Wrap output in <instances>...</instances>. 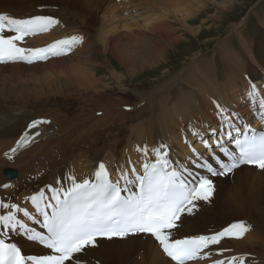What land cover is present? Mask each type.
<instances>
[{
    "label": "bare ground",
    "instance_id": "1",
    "mask_svg": "<svg viewBox=\"0 0 264 264\" xmlns=\"http://www.w3.org/2000/svg\"><path fill=\"white\" fill-rule=\"evenodd\" d=\"M37 1L39 0H16L17 5L6 2V4L13 6L0 4V14H7L18 19L33 15H51L34 9L43 3L54 2L55 0ZM100 1L59 0L58 2H71L77 6L80 4L86 12L99 13L100 19H102L99 25L108 27L107 35H112L118 30L115 37L109 35V41H114V46L120 42L121 30L124 27L128 32L131 31V28L140 26L155 31L160 39L155 40L150 51L164 62L167 61V51L184 39L181 36L182 32L178 33L179 31L171 28L175 21L190 34H197L200 27L203 26L202 24L210 22L199 18V25L194 26L193 20L197 18L199 11L193 15L192 6L197 7L199 5L200 11H204L210 6L208 1H212L217 4L218 9L215 10V14L211 13V19L219 20L220 16L217 13H226L236 2V0H154V4L168 7L165 8L166 11L163 9L161 14H158L154 10L147 9L149 14L146 12L148 15H143L142 19H138L142 17L141 14H134L132 17L130 16L132 18L130 21H126V19H120L123 18L124 14L121 17L118 14L119 17H117L116 11L132 5L134 0H102V4ZM145 1L151 4L150 0ZM151 13H156V17L152 18ZM164 13L166 15L171 14L174 19L169 21L164 19L158 24L157 20L166 16ZM63 22L62 19L59 20V24L54 26L51 31L30 37L25 40L23 45L38 48L42 44L46 46L57 37H64V34L54 35V31L64 32L61 28ZM259 22L260 26L264 27V18ZM237 24L236 22L230 24V28L238 32ZM129 34H132V31ZM241 42V45L245 46L244 49L247 48L249 43L243 36ZM226 57L231 61V64L226 62L225 64L231 70L232 76L223 82L216 73H213V67L196 64L195 71H191L193 74L188 76L185 74L186 84L191 87L190 94L181 93L178 99L173 100L174 94L172 95L167 90L166 96L158 103H154V98L149 97L139 104L133 105L135 108L137 107L136 109L127 108V104L112 105L96 111V114L102 113L96 117L93 112L86 115L88 117L83 116L84 122L82 124V120H71L67 125H64V120L61 118L55 122L54 119H51L54 116H46L44 110L41 109L44 105L42 104L44 101L41 99L44 98L45 94L31 93L30 90L35 88L29 90L24 87L15 89L14 85L8 88L4 86V83H1L3 87L0 88V201L17 204L35 214L29 198L37 195L41 190L45 192V195H52L49 186L65 189L72 185L73 180L71 178H74L75 182L84 180L86 176L92 175L98 170L100 163L105 164L113 172L115 180L119 179L122 172H127L129 178H132L131 169L133 167L140 174L142 165L149 158L156 159L153 149L160 145H166V149L162 151L168 152V159L172 162L173 167L178 170L188 169L191 173L192 171L203 173V178L211 179L214 185L213 194L208 201H196L197 207L193 209L192 214L185 213L181 217L179 227L173 230V238L194 237L206 233L210 235L223 230L235 221H243L249 226V231L242 238L222 240L220 242L223 247L222 254H220L221 250L217 252L219 244L211 246L210 256L199 259L197 263L213 264L216 260L227 261L232 257H240L243 258L244 264H255L256 258H259L264 264V170L256 166H240L224 175L213 176L198 167L202 157L195 155L192 151L195 149L196 153L199 154L203 151L200 137L205 133H211L208 128L216 129L218 132L221 130L232 131L227 123L222 124L225 117L232 120V124L238 126L242 121H246L244 118H248L249 115H256L258 112V105L255 106L257 103L253 102L247 94L251 85L254 84L258 93L257 99H262V93H264V55L259 59V62H255L250 67H243L245 64L239 60V56L233 51H227ZM53 61L52 63L56 62ZM145 63L151 65L144 66ZM152 64L151 60L144 57L139 72L148 65L153 67L159 63ZM256 64L260 66L257 67ZM1 66L8 68L9 73H11L19 69L20 65L13 63L0 64ZM79 69L84 68L81 69L80 67ZM183 71L185 70L182 69L181 72ZM78 74L79 96L83 97L84 95L85 97L92 94V91L85 90L90 89V87L83 85V83L87 81L91 87L98 84L99 81L95 74L83 72ZM113 75L117 78L116 82L121 81V75ZM179 81L182 82L185 79L180 78V75H175L171 80L163 83V88L160 90ZM55 92L61 95L65 94L64 90L56 89ZM82 97L79 98L82 101L85 100ZM142 104L147 111L143 122L130 125L128 131L121 132L118 130L116 125L124 122L126 117L134 119L135 115L141 112L138 107ZM217 105L220 108H217ZM67 107L68 105L65 108L67 109ZM81 109L85 110L86 108L81 106ZM96 109L99 110L97 107ZM221 109L224 111L222 112ZM155 112L158 118L154 116ZM34 120H44L48 123L41 124L38 129H29L28 125ZM79 122L80 124L77 126L75 123ZM257 125V123L253 124L254 127ZM133 129H137L136 135L132 133ZM37 130L40 135L35 136L31 143L20 147L15 153L9 152L10 147L15 145L12 144L13 142L20 141L26 132L29 133L31 139ZM76 133L79 135L76 136ZM212 137L210 135L211 139ZM181 140H183L182 143ZM190 143H194V146L191 147ZM145 147L148 149L147 156L142 151ZM138 148L141 151H137L135 154L131 153L132 149L137 150ZM5 153L11 155L12 158L8 159ZM186 157H191L187 165L185 164ZM10 169L15 171L13 176L6 174ZM4 184L9 185V187L3 188L2 185ZM212 201L217 205L218 213L223 218H228L225 222L221 216H209L207 208ZM1 210L6 211L2 208ZM17 215L19 219L27 220L22 216V213ZM228 241H232L230 244L234 247L233 250L227 251L226 248L231 247L223 246ZM20 243L23 248L35 253L43 250L29 241L21 240ZM253 247L259 248L260 253L250 252ZM28 250H25V253H30ZM207 251L209 252V249ZM252 254L254 255L253 258L250 257ZM76 255L78 259L70 262V264H174L163 253L158 242L151 235L146 234L129 235L125 238H101L97 240L95 247L86 248L82 253Z\"/></svg>",
    "mask_w": 264,
    "mask_h": 264
},
{
    "label": "snow or ice",
    "instance_id": "2",
    "mask_svg": "<svg viewBox=\"0 0 264 264\" xmlns=\"http://www.w3.org/2000/svg\"><path fill=\"white\" fill-rule=\"evenodd\" d=\"M57 24L59 21L51 16L37 15L18 19L0 14V63H33L51 56L66 55L74 44L82 42V37L71 36L41 48L21 46L26 37L48 32ZM247 95L257 103L259 118L264 121V99H257L258 93L254 84ZM217 108L220 106L217 105ZM45 123L48 121L34 120L28 128L38 129ZM223 123H227L232 131H210L213 137L226 135L229 141L234 142L235 151L226 148L222 139L215 140L216 147L229 162L224 163L213 152L211 158L220 165L221 171L217 172L207 159L198 166L207 168L213 176L229 173L240 164L254 165L264 170V131L256 133L245 124L241 132L227 117ZM249 131L252 132L251 135ZM233 132L237 135L234 136ZM38 135L40 133L37 130L30 139L26 132L10 151L15 153ZM202 143L206 149H212L208 140L204 139ZM166 147L160 145L153 149L155 162L144 163L142 174H138L133 167L132 178H129L127 172H122L114 182L110 179L105 164L100 163L95 172V182L84 180L77 183L71 178L73 182L69 188L49 186L52 195L46 203L45 192L41 190L29 198L35 214L17 204L0 201V208L6 210L4 214H0V264H70L78 259L76 254L82 253L86 248L95 247L98 238H125L139 233L150 234L174 264H188L190 261L208 258L210 253L205 250L220 244L224 238H242L249 231V226L243 221L210 235L173 238V230L179 227L181 217L185 213L192 214L197 207L196 201H208L213 194L214 185L206 177L188 180L185 172L188 176L193 174L188 169L178 170L173 167L168 159V152L162 151ZM137 151L141 149L138 148ZM142 151L145 156L148 155L147 147ZM192 151L195 155H200L195 149ZM5 155L8 159L12 158L8 153ZM121 180L124 181L123 186ZM2 187L7 189L9 185L4 184ZM133 188L137 190L133 191ZM21 213L27 220L40 223L45 231L29 228L18 218L17 214ZM13 232L27 235L28 239L44 245L54 254L25 256L15 243L6 242L4 237H10ZM237 261L244 264L240 257H232L227 261L216 260L213 264H237Z\"/></svg>",
    "mask_w": 264,
    "mask_h": 264
},
{
    "label": "rangeland",
    "instance_id": "3",
    "mask_svg": "<svg viewBox=\"0 0 264 264\" xmlns=\"http://www.w3.org/2000/svg\"><path fill=\"white\" fill-rule=\"evenodd\" d=\"M4 1L0 0L2 6H13L6 4V2L11 4L15 3L14 5H17L16 0ZM41 1L45 2V0H39L37 2ZM58 1L59 0L43 3L34 10L47 12V14H51V17H55V19L58 18V21L61 19L64 21L61 26L64 32L58 33L54 31L55 36L64 34L65 37L68 36V34L81 33L83 35L82 42H80L79 46L67 56L50 58L45 62H37L30 65L18 63L20 66L15 72L9 73L8 68L1 66L0 88L3 87L1 83H4V86L8 88L13 85L15 89L24 87L29 90L30 88H35L31 89L30 92L45 94L44 98L41 99L44 101L42 103L44 105H42L41 109L44 110L46 116H54L51 117V119H54L55 122H58V119L61 118L64 120V125H67L71 120H82L83 116L91 112L95 114V117L98 116V114L101 115L102 113L96 114V111L111 107L112 105L127 104V108L136 109L137 107L135 108L133 105L139 104L142 100L149 97H153L154 103H158L166 96L167 90H169L172 95L174 94L173 100L178 99L181 93L187 92L190 94L191 87L186 84V75L193 74L192 72L195 71L196 64H205L211 68L213 67V73H216L218 78L223 82L226 78L232 76L231 70L228 65L225 64V62L231 64V61L226 57L227 51L235 52V54L239 56V60L245 64L243 67L254 65L255 62H259V59L264 55V27L260 26L259 22L264 18V0H236L232 8H229L226 13H217V15L220 16L219 20L211 19V13L215 14V10L218 9L217 4L212 1H208L210 6L204 11H200L199 5L197 7L192 6L193 15L199 11L196 16L197 18L193 20L194 26L199 25V18L209 20L210 22L208 24H202L203 26L200 27L197 34H190L186 32L184 27L175 21L173 23L174 26L171 28L176 29L177 32L179 31L178 33L182 32L181 36L184 39L167 51V61L165 62L159 60L150 51V47L153 46L152 44H155V40L157 41L160 39L155 31L153 32L151 29L140 26L131 28L132 34H129L131 31L128 32L124 27L121 30L120 42L117 46H114V41H109V35L111 34L107 35L108 27L105 28L99 25L102 21L99 13L86 12L85 9L81 8L80 4L77 6L71 4V2L66 3ZM150 1L152 5L145 0H134L132 5L117 10V17H119L118 14L120 17L124 14L123 18L120 19L130 21L132 15L141 14L142 17L138 19H142L149 14L147 11L150 9L161 14L163 9L165 10V8H168L163 5L159 6L154 4V0ZM101 2L102 0L100 3ZM146 12L148 14H146ZM156 13H151V15H153L152 18L157 15ZM164 19L169 21L173 20L174 17H172L171 14H167L165 17L158 19L157 23L160 24ZM235 22L238 23V32L230 28V24ZM117 31L118 30L113 32L111 37H115ZM242 36L249 43L245 49V46L241 45ZM41 47H45V44H42L38 48ZM144 57L151 60L153 64L156 62L159 64L149 67L151 64L145 63L144 66L147 64L150 65L139 72ZM53 60L56 62L52 63L54 62ZM255 66H257V64ZM80 67L84 69L80 70ZM182 69L185 70L183 71L184 73L181 72ZM221 70H223L222 75L219 74ZM226 70H229L230 73H226ZM82 72L95 74L99 81L98 84L92 87L87 81L83 83V85L90 87V89L85 90L92 91V94L85 97L84 95L83 97L79 96L78 92V73ZM113 74L121 75V81L118 80L119 82H116L117 78ZM175 75H180V78L185 79V81H179L174 85L160 90V88H163V83L171 80ZM55 88L64 90L65 94L61 95L60 93H56ZM79 97L85 98V100L82 101ZM83 102L87 105H82ZM64 104L68 105L67 109L65 108L67 105L64 106ZM143 105L144 104L138 107L141 109V112L135 115L134 119H132V117H126L124 122L116 125L117 129L121 130V132L125 130L128 131L130 125L143 122L144 116L147 115V111L144 109ZM81 106H85L86 109H81ZM96 107L99 110H97ZM117 112L121 113L120 111ZM154 116L157 117L156 112ZM83 122L84 120L81 121V124ZM75 124L79 126L80 122ZM133 130L132 133L136 135L137 129ZM78 133H76V136L79 135ZM182 142L183 140H181V143ZM202 147L204 151L203 143ZM131 153L135 154L137 150L132 149ZM207 211L210 217L221 216L220 213H218V208L214 201L208 205ZM222 219H224L223 222H225L228 218L222 217ZM230 243H232V241H228L226 245H223L225 247H231L226 248L227 251L234 249ZM219 245L217 252L223 249L221 246L222 244ZM256 249V247H253L252 251H250V249H248V251L260 253L259 248ZM240 250L242 251V249ZM260 250L263 253L262 249ZM253 256V254L250 255L252 258ZM256 259L257 261L255 264H263L259 258Z\"/></svg>",
    "mask_w": 264,
    "mask_h": 264
},
{
    "label": "water",
    "instance_id": "4",
    "mask_svg": "<svg viewBox=\"0 0 264 264\" xmlns=\"http://www.w3.org/2000/svg\"><path fill=\"white\" fill-rule=\"evenodd\" d=\"M8 175H9V176H13L14 173H12L11 171H8Z\"/></svg>",
    "mask_w": 264,
    "mask_h": 264
}]
</instances>
